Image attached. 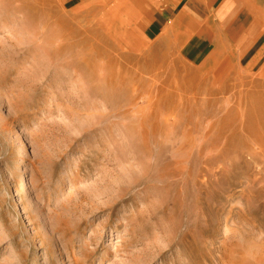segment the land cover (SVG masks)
<instances>
[{"label":"rangeland","instance_id":"obj_1","mask_svg":"<svg viewBox=\"0 0 264 264\" xmlns=\"http://www.w3.org/2000/svg\"><path fill=\"white\" fill-rule=\"evenodd\" d=\"M57 1L0 0V264H264V59L180 57L159 0Z\"/></svg>","mask_w":264,"mask_h":264},{"label":"crops","instance_id":"obj_2","mask_svg":"<svg viewBox=\"0 0 264 264\" xmlns=\"http://www.w3.org/2000/svg\"><path fill=\"white\" fill-rule=\"evenodd\" d=\"M154 8V40L172 43L180 57L195 63L233 58L247 68L264 59V0H159ZM137 14L128 15L136 23L120 25L135 40L144 15Z\"/></svg>","mask_w":264,"mask_h":264},{"label":"bare ground","instance_id":"obj_3","mask_svg":"<svg viewBox=\"0 0 264 264\" xmlns=\"http://www.w3.org/2000/svg\"><path fill=\"white\" fill-rule=\"evenodd\" d=\"M39 1H40V0H39ZM64 1H65V0H64ZM70 1H72V0H67L68 3H69ZM87 1L92 2V0H87ZM19 2H21V1H19ZM27 2H28V1H27ZM48 2H49V1H47L46 4H47ZM57 2H59V0H58ZM35 3H36V2H35ZM41 3H42V2H41ZM46 4H44L43 6H45ZM60 4H61V3H60ZM60 4H58V5L60 6ZM86 4H87V3H86ZM89 4H90V3H89ZM41 5H42V4H41ZM51 5H53V4H50V8L52 7ZM55 5H56V4H55ZM90 5H92V4H90ZM38 7H39V6H38ZM89 7H90V6H89ZM41 8H43V7H41ZM99 8H102V6H100ZM39 9H40V8H39ZM39 9H38V10H39ZM77 9H78V8H77ZM36 10H37V9H36ZM81 10H83V9H81ZM40 11H41V10H40ZM99 11H100V10H99ZM101 11H102V9H101ZM28 12H29V11H28ZM49 12H50V11H49ZM69 12H70V11H69ZM76 12H77V11H76ZM41 13H42V12H41ZM46 13H47V12H46ZM51 13H52V12H51ZM49 14H50V13H49ZM52 14H53V13H52ZM84 14H85V13H84ZM92 14H93V13H92ZM99 14H100V13H99ZM89 15H90V14H89ZM254 15H255V14H254ZM90 16H91V15H90ZM93 16H94V15H93ZM48 18H49V17H48ZM52 18H53V17H52ZM90 18H91V17H90ZM96 18H97V17H96ZM100 18H101V17H100ZM46 19H47V18H46ZM49 19H50V18H49ZM87 20H88V19H87ZM94 20H95V19H94ZM94 20H93V21H94ZM50 21H51V20H50ZM85 21H86V20H85ZM104 21H105V20H104ZM45 22H46V21H45ZM60 23H61V21H60ZM60 23H59V25H60ZM61 24H62V23H61ZM84 24H85V23H84ZM86 24H87V23H86ZM91 24H92V22H91ZM56 25H58V24L56 23ZM89 25H90V24H89ZM59 27H60V26H59ZM67 27H68V26H67ZM85 27H86V26H85ZM87 27H89V26H87ZM64 28H65V29H68V28H66V27H64ZM61 29H62V28H61ZM67 31H68V30H67ZM83 31H84V30H83ZM121 31H122V29H121ZM64 32L66 33V31H64ZM65 33H63V34H65ZM131 33H132V32H131ZM66 34H67V33H66ZM74 34H75V33H74ZM74 34H71V35L74 36ZM123 34H124V33H123ZM184 35H185V34H184ZM64 36H65V35H64ZM67 36H69V34H68ZM135 36H136V35H135ZM130 37H131V39L135 40V38H134V36H133L132 34L130 35ZM70 38H71V37H70ZM67 39H68V37H67ZM117 39H118L119 41L122 40V38H120V37L117 38ZM72 40H73V39H72ZM94 40H95V39H94ZM67 41H68V40H67ZM120 42H121V41H120ZM70 43H71V42H70ZM99 54H100V52H99ZM112 55H113V54H112ZM116 56H117V55H116ZM114 57H115V56H114ZM135 58H136V57H135ZM121 59H122V58H120V60H121ZM123 59H125V58H123ZM123 59H122V60H123ZM137 59H138V58H137ZM137 59H136V60H137ZM113 60H114V59H113ZM117 60H118V59H117ZM127 61H128V60L126 59L125 62H127ZM116 62H117V61H116ZM123 62H124V61H123ZM134 62H135V61H134ZM112 63H114V61H113ZM112 63H111V64H112ZM119 63H120V62H119ZM119 63H118V65H120ZM129 63L131 64L130 59H129ZM129 63H128V64H129ZM121 64H122V63H121ZM112 65H113L112 67H116V64H115V66H114V64H112ZM122 65H123V64H122ZM131 65L133 66V63H132ZM134 65H136V64H134ZM151 65H152V64H151ZM177 65H178V64H177ZM110 66H111V65H109V67H110ZM125 66H126V65H124V67H125ZM147 66H148V65H147ZM134 67H135V66H134ZM134 67H133V70H134ZM261 67H262V66H261ZM109 69H110V68H109ZM146 70H147V69H146ZM131 72H132V71H131ZM134 73H135V72H134ZM134 73H132V74H134ZM115 74H116V73H115ZM115 74H114V75H115ZM151 74H152V73H151ZM130 76H131V75H130ZM131 77H132V76H131ZM152 78H153V77H152ZM157 78H158V77H157ZM129 79H130V78H129ZM132 79H133V78H132ZM136 79H140V78H136ZM136 79H135V80H136ZM133 80H134V79H133ZM187 80H188V79H187ZM262 80H263V79H262ZM110 81H111V80H110ZM137 82H138V81H137ZM157 83H158V82H157ZM171 84H172V83H171ZM225 84H226V83H225ZM256 86H257V85H256ZM133 87H135L134 84H133ZM229 88H230V87H229ZM129 89H131V88H129ZM129 89H128V90H129ZM135 89H137V88H135ZM134 94H135V93H134ZM132 95H133V94H132ZM152 96H153V95H152ZM133 98H134V97H133ZM168 101H169V99H168ZM148 102H149V101H148ZM166 102H167V101H166ZM166 102H165V103H166ZM154 103H155V102H154ZM182 103H183V102H182ZM152 105H153V104H152ZM147 106H148V104H147ZM148 107H149V106H148ZM153 107H155V106L153 105ZM156 107H157V106H156ZM263 107H264V106H263ZM154 109H155V108H154ZM174 109H175V108H174ZM193 110H194V109H193ZM196 110H197V109H196ZM151 111H152V110H151ZM152 115H153V113L150 112V116H152ZM259 122H260V121H259ZM153 125H154V124H153ZM151 126H152V125H151ZM151 129H152V128H151ZM152 132H154V131H152ZM256 135H257V134H256ZM22 182H23V178L20 180L19 183H22ZM260 263H261V262H260ZM260 263H259V264H260Z\"/></svg>","mask_w":264,"mask_h":264}]
</instances>
